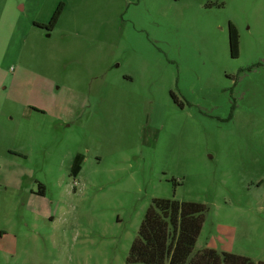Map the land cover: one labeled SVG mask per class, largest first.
Returning <instances> with one entry per match:
<instances>
[{
	"label": "rangeland",
	"instance_id": "rangeland-1",
	"mask_svg": "<svg viewBox=\"0 0 264 264\" xmlns=\"http://www.w3.org/2000/svg\"><path fill=\"white\" fill-rule=\"evenodd\" d=\"M156 198L264 262V0H0V264H125Z\"/></svg>",
	"mask_w": 264,
	"mask_h": 264
},
{
	"label": "trees",
	"instance_id": "trees-1",
	"mask_svg": "<svg viewBox=\"0 0 264 264\" xmlns=\"http://www.w3.org/2000/svg\"><path fill=\"white\" fill-rule=\"evenodd\" d=\"M61 8L53 14L50 28L58 21ZM237 30L229 24L228 41L230 54L236 58L239 51ZM84 161L75 155L70 174L75 177ZM40 195H43L39 185ZM206 208L195 202H179L162 198L153 199L142 219L125 264H254L244 257L229 253H217L205 248L195 253ZM257 264H264L259 262Z\"/></svg>",
	"mask_w": 264,
	"mask_h": 264
}]
</instances>
